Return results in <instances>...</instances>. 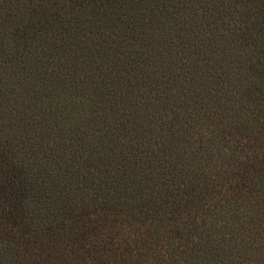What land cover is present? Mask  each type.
Segmentation results:
<instances>
[{
	"label": "trees",
	"instance_id": "obj_1",
	"mask_svg": "<svg viewBox=\"0 0 264 264\" xmlns=\"http://www.w3.org/2000/svg\"><path fill=\"white\" fill-rule=\"evenodd\" d=\"M0 264H264V0H0Z\"/></svg>",
	"mask_w": 264,
	"mask_h": 264
}]
</instances>
